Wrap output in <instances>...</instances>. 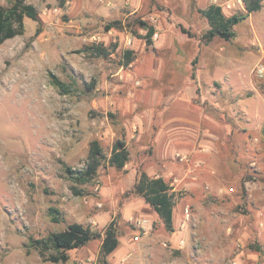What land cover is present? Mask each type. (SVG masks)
Wrapping results in <instances>:
<instances>
[{"label": "rangeland", "instance_id": "1", "mask_svg": "<svg viewBox=\"0 0 264 264\" xmlns=\"http://www.w3.org/2000/svg\"><path fill=\"white\" fill-rule=\"evenodd\" d=\"M27 2L38 19L0 46V264H60L36 240L111 220L118 246L103 259L91 240L67 264H264V0L229 40H207L199 10L244 13L243 0ZM136 18L153 25L151 45ZM91 43L116 48L97 57ZM121 136L123 169L103 161L87 183L69 177L92 140L108 156ZM139 167L175 192L172 232L131 191Z\"/></svg>", "mask_w": 264, "mask_h": 264}, {"label": "trees", "instance_id": "2", "mask_svg": "<svg viewBox=\"0 0 264 264\" xmlns=\"http://www.w3.org/2000/svg\"><path fill=\"white\" fill-rule=\"evenodd\" d=\"M243 2L246 12L229 16L225 15L221 6L217 4H209L207 7L199 10L209 26L204 34L207 40L213 37H219L224 40L231 39L235 36L233 26L240 20L245 19L248 13L257 11L262 6V0H243ZM25 17L32 20L38 19L36 8L30 2H27V0H10L9 6H0V46L5 40L23 34V20ZM135 22L145 31L143 38L146 45H151L152 36L155 32L153 25L141 18H136ZM120 25L121 21L115 20L112 24H106L105 28L109 29L112 26L117 27ZM36 31H39V28ZM84 48L94 56L107 57L114 51L116 44L105 46L103 44L91 43ZM122 56L125 60L123 63L128 64L132 60V50H124ZM48 76L50 83L61 94H69L73 91L72 82L60 79L51 71H48ZM129 158L130 153L122 136L116 138L112 143L108 156L104 154L98 140L94 139L89 145L85 167L81 170H74L67 166L66 171L69 173L70 178H74L79 183H87L97 174L98 168L102 165L103 161H106L115 169L121 170L127 164ZM72 191L75 195L88 193L83 188L76 186L72 187ZM131 191L143 199L157 219L162 222L166 231L172 232L174 230L173 207L175 192L162 176H152L146 170L139 167ZM48 212L52 215V221L57 222L59 220L57 216L59 211L57 209L51 207ZM95 239L101 240L100 256L104 259L119 244L115 221L111 220L102 231L84 227L77 222H71L68 223L66 228L50 233L45 239L36 240V243H40L43 248L47 247V245L54 248L55 255L50 256V260L66 264L69 259L68 250L84 246L89 241Z\"/></svg>", "mask_w": 264, "mask_h": 264}, {"label": "built area", "instance_id": "3", "mask_svg": "<svg viewBox=\"0 0 264 264\" xmlns=\"http://www.w3.org/2000/svg\"><path fill=\"white\" fill-rule=\"evenodd\" d=\"M139 237V235H135L134 238L137 239ZM88 261V260H87ZM86 260H77L76 264H88ZM67 264V263H66Z\"/></svg>", "mask_w": 264, "mask_h": 264}, {"label": "crops", "instance_id": "4", "mask_svg": "<svg viewBox=\"0 0 264 264\" xmlns=\"http://www.w3.org/2000/svg\"><path fill=\"white\" fill-rule=\"evenodd\" d=\"M138 238H139V237H138ZM138 238H137V239H138Z\"/></svg>", "mask_w": 264, "mask_h": 264}]
</instances>
